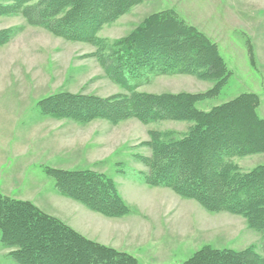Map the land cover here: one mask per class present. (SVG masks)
<instances>
[{
    "label": "trees",
    "instance_id": "16d2710c",
    "mask_svg": "<svg viewBox=\"0 0 264 264\" xmlns=\"http://www.w3.org/2000/svg\"><path fill=\"white\" fill-rule=\"evenodd\" d=\"M143 0H6L0 16H19L55 37L88 44L113 83L125 92L106 96L59 91L40 99L42 115L85 125L103 120L112 125L133 119L144 125L189 121L187 129L150 130L141 143L147 155L141 181L166 188L213 213L242 216L261 233V252L203 245L181 264H264V164L242 170L232 161L264 153V120L255 94L201 110L196 103L216 98L231 71L217 44L172 8L146 16L129 33L107 40L102 28ZM13 29L0 31V45ZM191 75L210 81L200 92L150 93L138 88L160 76ZM58 193L108 218L130 212L114 180L90 169L44 168ZM0 243L17 264H142L133 255L91 240L28 200L0 193Z\"/></svg>",
    "mask_w": 264,
    "mask_h": 264
},
{
    "label": "rangeland",
    "instance_id": "374dc122",
    "mask_svg": "<svg viewBox=\"0 0 264 264\" xmlns=\"http://www.w3.org/2000/svg\"><path fill=\"white\" fill-rule=\"evenodd\" d=\"M6 0H0L5 4ZM172 8L215 42L231 71L213 99L196 107L208 110L243 93L258 98L256 112L264 120V0H143L127 14L104 26L107 40L129 33L146 16ZM13 29L0 45V193L28 200L81 235L142 264H181L203 245L261 252V233L239 215L213 213L169 189L141 181L147 155L141 143L150 130L184 132L192 122L142 124L130 119L117 125L93 120L80 125L42 115L37 102L59 91L101 96L125 92L105 75L94 47L70 42L22 17L0 16V31ZM211 86L191 75L160 76L138 90L150 93L200 92ZM242 170L264 164V153L233 157ZM90 169L112 178L131 209L108 218L58 193L44 168ZM0 243V264H17Z\"/></svg>",
    "mask_w": 264,
    "mask_h": 264
}]
</instances>
